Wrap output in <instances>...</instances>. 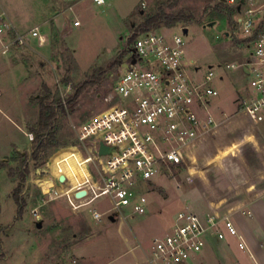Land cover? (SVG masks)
<instances>
[{"label":"rangeland","instance_id":"374dc122","mask_svg":"<svg viewBox=\"0 0 264 264\" xmlns=\"http://www.w3.org/2000/svg\"><path fill=\"white\" fill-rule=\"evenodd\" d=\"M0 12L17 32L38 28L44 40L31 39L28 47L0 56L6 63L0 70V109L5 113L0 112V264H106L112 250L123 245L124 238L134 241V234L144 239V247L150 251L153 240L173 226L180 208L178 197L199 194L202 152L209 154L212 146L201 154L191 152L200 156L198 161L194 156L187 165L164 169L151 180L137 183L135 190L145 195L151 211L137 216L143 222L134 226L121 219L128 208L116 213L108 197L90 211L75 212L79 207L71 199L76 188L69 189L74 181L79 183L90 175L98 178L99 167L89 153V144L77 141L74 126L107 108L104 98L112 94L119 62L128 56L132 39L147 31L142 27L147 19L162 13L181 20L151 29L169 36L188 29L185 58L200 68L198 77L209 66L216 74L223 73L222 81L211 83L219 95L212 99L210 108L232 105L234 90L227 79L238 81L239 90L247 79L240 69L226 67L245 64L249 54L244 42L233 36L231 10L221 0H107L103 7L95 6L92 0H0ZM74 21L80 26L73 27ZM213 21L215 26L205 27ZM85 81L91 84L75 103L65 104L63 113L57 109L49 129L40 131L41 105L56 107ZM47 133L54 135L59 146L38 152L35 159L37 143L40 137L45 141ZM59 175L67 176L68 182L57 181ZM17 188L20 206L15 201ZM205 194L211 199L207 213H231V207L214 203L217 199L212 191L207 189ZM197 196L195 206L204 200ZM65 199H69V203L65 201L68 204ZM196 207L202 209L201 204ZM195 209L189 206L181 211ZM94 211L100 218L93 221ZM110 216L117 218L114 224ZM38 222L40 229L36 228ZM85 229L89 237L95 236L75 251L85 238Z\"/></svg>","mask_w":264,"mask_h":264},{"label":"built area","instance_id":"2783aa9c","mask_svg":"<svg viewBox=\"0 0 264 264\" xmlns=\"http://www.w3.org/2000/svg\"><path fill=\"white\" fill-rule=\"evenodd\" d=\"M92 2L97 7L107 4V0ZM221 4L231 10L233 36L244 42L249 54L245 64L226 67L240 69L247 79L239 112L258 124L264 119V0H221ZM187 34L183 29L170 36L149 29L132 39L128 56L119 62L112 94L104 98L107 108L74 126L77 141L89 144L99 167L98 178L90 175L92 186L83 184L72 192L75 200L90 192L100 200L108 197L116 213H124L127 207L131 216L144 215L148 201L135 190L137 183L151 180L164 169L187 165L191 152L216 127L210 107L219 93L211 83L224 75L209 66L198 77L200 68L185 58ZM31 39L44 42L38 28L19 33L0 12V56L28 47ZM100 145L109 152L100 155ZM60 177H56L60 183L68 182ZM80 190H86V196L76 199L74 194ZM92 217L98 220L100 214L94 211ZM226 236L235 237L239 249H247L230 214L180 211L169 232L153 240L148 264H206L201 254L207 241H222Z\"/></svg>","mask_w":264,"mask_h":264},{"label":"crops","instance_id":"0c3cea01","mask_svg":"<svg viewBox=\"0 0 264 264\" xmlns=\"http://www.w3.org/2000/svg\"><path fill=\"white\" fill-rule=\"evenodd\" d=\"M5 64V61L0 58V70L5 68ZM227 84L232 86L234 90V97L231 99L232 105L225 106V104L221 103L222 109L220 107L210 108L216 121V127L194 149L201 154V150L212 146L209 154L202 152L204 157L202 158L201 156L203 162L200 161L201 169L198 181V190L200 192L195 195L185 194L180 198L178 197L180 208L176 214L191 206L196 208L194 212L197 214L205 215L211 202L210 197L205 194V190L209 189L217 199L214 203L218 202L231 207L230 217L238 233L243 237L247 249H239L238 240L235 237L226 236L222 241L211 238L207 241L201 254L204 263L264 264V127H261L264 119L258 124H253L243 113H240L239 100L244 95L243 88L238 89L240 86L238 81H229L227 79ZM0 112H2L1 109ZM2 113L5 114L4 112ZM6 118L12 122L7 115ZM20 118L22 120V116ZM13 124L17 126L15 123ZM17 127L26 136L24 130L19 126ZM195 151H193V154ZM199 157L195 156L197 161ZM82 184L92 186L90 177H86L79 183L74 181L69 190L80 187ZM197 195H199V199H204L203 202L198 199L199 203H196V206L201 204L202 209L194 205ZM71 200L76 204V207H79L75 212H81L86 209L90 211L100 201V199L90 196V192L89 196L84 199L75 200L73 198ZM65 201L69 203V199L63 200V202ZM67 202L65 203L68 204ZM150 211L151 209L148 205L147 212L149 213ZM138 217L131 216L128 212L121 215V219L124 222L128 225L132 222L134 226L143 222ZM91 219L93 220L92 215ZM116 220L117 218L110 223L114 224ZM85 232L84 240H81L75 246L76 248L74 247L75 251L82 244L91 241L92 238L90 237L95 236L94 234L89 237L88 229H85ZM133 237L134 241L124 238L123 245L112 250L113 254L106 264H148L149 249L144 247V239L135 236V234Z\"/></svg>","mask_w":264,"mask_h":264},{"label":"trees","instance_id":"16d2710c","mask_svg":"<svg viewBox=\"0 0 264 264\" xmlns=\"http://www.w3.org/2000/svg\"><path fill=\"white\" fill-rule=\"evenodd\" d=\"M181 19L179 17H173L170 15H166V14H158L155 15L149 19H147L142 27L145 30H149L151 29V27L157 25V24H161L164 23L166 25H172L176 22H179ZM91 84V81H85L82 84L78 85L75 87L74 89V93L71 97H69L67 99V101H63V102H58V104L56 105V107H51L50 105H41L40 107V111H39V117H38V127L40 131H47L53 121V119L56 117V110L59 109L62 113L65 110L64 105L69 104L72 105L73 103H75V101L77 100V98L79 97V95L81 94V92L89 85ZM46 140L43 141V137H40L38 143H37V152L34 153V158L37 159L38 152H46L49 148L52 147H58L59 145L55 142L54 140V135L52 133H47L46 134ZM20 192V188H17L15 191V201L16 204H18V206H20V203L18 201L17 195Z\"/></svg>","mask_w":264,"mask_h":264},{"label":"water","instance_id":"95a60500","mask_svg":"<svg viewBox=\"0 0 264 264\" xmlns=\"http://www.w3.org/2000/svg\"><path fill=\"white\" fill-rule=\"evenodd\" d=\"M239 6L237 7V10H239ZM216 25V22H210V23H208L207 24V26H205V27H208V28H210V27H212V26H215ZM188 33V29L187 28H184L183 29V34H187ZM225 36H227V33H225ZM109 152V149H107L106 147H104V146H102V145H100V150H99V154L100 155H105V154H107ZM59 180L60 181H63L64 180V178L61 176L60 178H59ZM86 196V190H80V191H77L75 194H74V197L76 198V199H81V198H83V197H85ZM109 220L110 221H114V217H112V216H110L109 217ZM36 228H38V229H40L41 228V223L40 222H38V223H36Z\"/></svg>","mask_w":264,"mask_h":264},{"label":"bare ground","instance_id":"6f19581e","mask_svg":"<svg viewBox=\"0 0 264 264\" xmlns=\"http://www.w3.org/2000/svg\"><path fill=\"white\" fill-rule=\"evenodd\" d=\"M60 176H61V175H59L58 177H60ZM62 176H63V177H67V176H64V175H62ZM67 179H68V177H67ZM65 184H66V183H65ZM49 189H50V188L46 189L45 194L49 192Z\"/></svg>","mask_w":264,"mask_h":264}]
</instances>
